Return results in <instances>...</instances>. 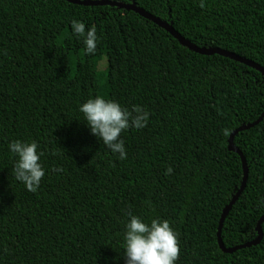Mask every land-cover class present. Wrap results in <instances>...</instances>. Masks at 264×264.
Returning a JSON list of instances; mask_svg holds the SVG:
<instances>
[{
    "label": "trees",
    "instance_id": "obj_1",
    "mask_svg": "<svg viewBox=\"0 0 264 264\" xmlns=\"http://www.w3.org/2000/svg\"><path fill=\"white\" fill-rule=\"evenodd\" d=\"M112 1H135L194 45L264 68V0H204L203 8L199 0ZM74 18L95 26V55L71 37ZM97 94L149 112L143 129L121 132L124 160L90 134L77 110ZM263 111L257 70L194 53L134 12L0 0V264H125L128 212L169 221L178 234L175 264H264V222L261 242L233 253L216 236L243 178L228 138ZM17 139L36 141L43 153L36 192L14 178L7 144ZM234 145L248 177L223 223L226 248L255 239L264 215V119Z\"/></svg>",
    "mask_w": 264,
    "mask_h": 264
},
{
    "label": "clouds",
    "instance_id": "obj_2",
    "mask_svg": "<svg viewBox=\"0 0 264 264\" xmlns=\"http://www.w3.org/2000/svg\"><path fill=\"white\" fill-rule=\"evenodd\" d=\"M204 7V0H199ZM70 35L83 46L85 56H93L97 51L98 37L95 26L87 28L82 20L69 21ZM84 124L91 135L97 138L118 159L126 158L124 141L120 134L129 128L143 129L149 119V112L133 105L131 110L123 108L113 99L100 94L88 98L78 106ZM8 152L15 158L12 172L17 182L28 192H36L45 170L40 160L43 155L34 140H12L7 144ZM56 168L54 171L60 172ZM169 167L165 174H170ZM264 206V200L258 201ZM123 224L122 248L125 264H175L179 254L178 234L166 219L151 218L145 222L131 212L126 213Z\"/></svg>",
    "mask_w": 264,
    "mask_h": 264
},
{
    "label": "water",
    "instance_id": "obj_3",
    "mask_svg": "<svg viewBox=\"0 0 264 264\" xmlns=\"http://www.w3.org/2000/svg\"><path fill=\"white\" fill-rule=\"evenodd\" d=\"M64 1H66L70 4H73V5H78V6H85V7L109 6V7L117 8L120 10L134 12L137 15H139L140 17L152 22L153 24H155L159 28L166 31L180 45H182L183 47L189 49L190 51H192L194 53H197L200 55H205V56L219 55L222 57H226V58H229V59L236 61L238 63L249 66V67L257 70L261 75L264 76V68L262 66H260L259 64L255 63L249 59L243 58V57L238 56L232 52H228V51L220 49V48H200V47L194 45L189 40L185 39L182 35H180L173 28L172 24H170L164 20H161L160 18H158V17L150 14L149 12L143 10L142 8L138 7L136 5L135 1H131L130 3H122V2L112 1V0H64ZM263 119H264V111L258 117V119L255 120L254 122L246 124V125H242V126L236 128L230 134V136L228 138V150L236 153L241 160L242 169H243V178H242V182H241L239 189L233 195L230 202L224 207L222 214H221V217H220L219 222H218L217 233H216L217 242H218L219 248L224 253H233L237 250L256 246L261 242L262 237H263L261 226L264 222V215H262V217H260V219L256 225L257 236L252 241H249V242H246V243H243L241 245H237V246H234L231 248H226L224 246V244L222 242V238H221V232H222V227H223V223L225 221V218L227 217L228 213L230 212V210L232 209L234 204L237 202V200L239 199V197L243 193V191L246 187V182H247V177H248V166H247L246 159H245L244 155L242 154V152L234 145V138L238 133L255 127L260 122H262Z\"/></svg>",
    "mask_w": 264,
    "mask_h": 264
},
{
    "label": "rangeland",
    "instance_id": "obj_4",
    "mask_svg": "<svg viewBox=\"0 0 264 264\" xmlns=\"http://www.w3.org/2000/svg\"><path fill=\"white\" fill-rule=\"evenodd\" d=\"M105 65H106V57L103 56L102 59L99 62V70L104 69Z\"/></svg>",
    "mask_w": 264,
    "mask_h": 264
}]
</instances>
